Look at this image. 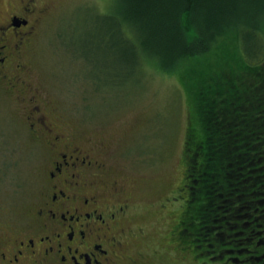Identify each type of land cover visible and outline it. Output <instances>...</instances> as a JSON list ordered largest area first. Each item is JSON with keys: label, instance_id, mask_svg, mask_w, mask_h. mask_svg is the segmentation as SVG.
Listing matches in <instances>:
<instances>
[{"label": "rangeland", "instance_id": "rangeland-1", "mask_svg": "<svg viewBox=\"0 0 264 264\" xmlns=\"http://www.w3.org/2000/svg\"><path fill=\"white\" fill-rule=\"evenodd\" d=\"M43 1L50 7L47 23L25 55L41 102L22 111L0 89V222L29 214L42 191L52 155L32 124L36 117L43 122L50 116L49 106L72 143L102 149L107 171L128 179L137 208L130 227L145 232L129 245L128 257L138 264H222L224 256L208 262L201 241H194L195 252L182 255L178 240L191 195L186 139L195 125L182 75L204 64L214 67L215 52L188 59L173 73L152 58L125 83L110 85L105 71L95 84L87 78L93 68L76 54L96 43L97 21L120 10V0ZM102 42L107 61L105 37ZM130 258L120 264H133Z\"/></svg>", "mask_w": 264, "mask_h": 264}, {"label": "trees", "instance_id": "trees-1", "mask_svg": "<svg viewBox=\"0 0 264 264\" xmlns=\"http://www.w3.org/2000/svg\"><path fill=\"white\" fill-rule=\"evenodd\" d=\"M119 7L97 21L96 43L76 54L94 70L87 78L99 84L107 71L110 85L125 83L152 58L173 73L180 63L215 52L214 67L204 64L182 75L195 125L186 139L191 195L178 240L189 252L197 250L194 241H201L211 263L219 256L225 257L222 264L260 262L264 0H120Z\"/></svg>", "mask_w": 264, "mask_h": 264}, {"label": "flooded vegetation", "instance_id": "flooded-vegetation-1", "mask_svg": "<svg viewBox=\"0 0 264 264\" xmlns=\"http://www.w3.org/2000/svg\"><path fill=\"white\" fill-rule=\"evenodd\" d=\"M49 11L43 0H0V89L22 111L41 102L25 55ZM48 110L50 116L34 118L32 128L47 141L52 162L33 210L0 222V264H120L130 258L129 245L145 234L130 227L137 208L128 179L107 171L102 149L72 143ZM181 247L182 255L189 252ZM259 261L253 264H264V257Z\"/></svg>", "mask_w": 264, "mask_h": 264}]
</instances>
